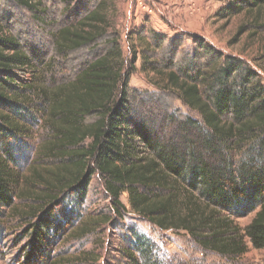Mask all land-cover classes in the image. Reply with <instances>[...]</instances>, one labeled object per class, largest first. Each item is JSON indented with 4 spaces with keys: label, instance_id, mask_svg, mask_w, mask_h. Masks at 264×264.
Wrapping results in <instances>:
<instances>
[{
    "label": "trees",
    "instance_id": "16d2710c",
    "mask_svg": "<svg viewBox=\"0 0 264 264\" xmlns=\"http://www.w3.org/2000/svg\"><path fill=\"white\" fill-rule=\"evenodd\" d=\"M12 1L37 19L46 13L40 0ZM239 2L264 12V0ZM75 15L71 25L58 30L55 47L69 54L104 39L103 53L67 84L37 96L51 103L45 116L54 139L48 156L64 154L63 159L70 160L69 148L90 142L77 149L78 161H66L58 168L61 175L42 172L35 178H24L20 166L30 148L27 124L34 122L30 106L36 93H28L32 88L21 85L17 73L29 69L37 55L9 35L0 19V216L14 207L24 181L34 179L45 193L61 184L59 194L49 195L50 202L38 199L45 205L29 217L22 264H56L53 251L58 243L76 233L73 227L82 218L94 169L89 160L94 161L116 211L126 209L120 199L126 192L142 217L161 230L189 233L204 249L233 257L245 254L250 245L264 249V83L258 71L238 57L217 54L201 39H195L192 55L176 63L173 42L164 64L152 62L155 71L165 73L159 91L173 95L198 116L165 106L166 110L160 107L154 115H145L130 102L131 70L124 72L125 54L109 32L112 24L104 4L85 5ZM88 117L92 122L83 125ZM250 214L246 226L236 223ZM135 246H141L145 257L153 251L150 245L143 248L142 238ZM120 252L127 255L126 250Z\"/></svg>",
    "mask_w": 264,
    "mask_h": 264
},
{
    "label": "rangeland",
    "instance_id": "374dc122",
    "mask_svg": "<svg viewBox=\"0 0 264 264\" xmlns=\"http://www.w3.org/2000/svg\"><path fill=\"white\" fill-rule=\"evenodd\" d=\"M40 1L43 3L41 9L46 13L37 19L12 0H0V19L9 35L17 37L25 49L33 50L38 56L31 53L36 58L33 65L17 73L21 85L32 88L28 93H36V96H32L33 106H30L34 122L27 124L32 134L31 139L27 140L30 148L20 166L24 178H35V174L42 172L46 175L51 171L58 172L66 161H78L75 157L77 149L85 148L90 142L87 139L69 148L66 152L73 156L70 160L63 159L64 154L48 156L49 152L46 151L54 139L45 116L51 103L37 96L43 90L49 93L58 85L67 84L85 64L103 53L104 39L69 54L61 53L55 47L58 30L71 25L77 18L75 14L85 5L91 8L99 2L104 4L112 24L109 32L115 33L112 36L115 35L120 41L125 54L124 72L131 70L127 82L130 102L145 115H154L160 107L163 110L167 107L170 111L178 110L198 116L173 95L159 91L166 80L165 73L162 74L164 71L159 68L155 71L152 62L164 64L163 59L169 56L168 47L173 42L176 63L189 53L192 55L197 48L196 40L201 39L212 46L217 54L238 57L245 66L258 71L264 83V12H260L259 8L242 6L239 0ZM159 38L162 41L158 48L155 45ZM132 60L134 70L131 69ZM33 88H36V92H33ZM38 101L41 104L37 106ZM91 122L92 119L88 117L82 124ZM88 166L94 169L84 195L82 218L73 227L76 233L65 235L53 251L56 264H133L134 259L137 264H150L157 259L162 264H264V249H255L250 245L241 256H223L204 249L185 231L161 230L131 207L126 192L120 198L126 209L116 211L94 161L89 160ZM77 172L73 170L72 173ZM39 184L34 179L24 181L14 207L6 209L0 216V264L23 263L28 240L24 234L32 222L29 217L45 205L38 199L48 203L49 195L60 193V183H55L56 191L50 193H45ZM252 216L240 218L236 223L244 227ZM138 238L143 239V248L150 245L153 249L150 257L143 255L141 246L136 248ZM120 249L126 250L127 255H123Z\"/></svg>",
    "mask_w": 264,
    "mask_h": 264
}]
</instances>
